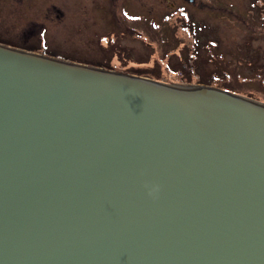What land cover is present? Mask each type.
<instances>
[{"label":"water","instance_id":"water-1","mask_svg":"<svg viewBox=\"0 0 264 264\" xmlns=\"http://www.w3.org/2000/svg\"><path fill=\"white\" fill-rule=\"evenodd\" d=\"M0 264H264V103L0 42Z\"/></svg>","mask_w":264,"mask_h":264},{"label":"rangeland","instance_id":"rangeland-1","mask_svg":"<svg viewBox=\"0 0 264 264\" xmlns=\"http://www.w3.org/2000/svg\"><path fill=\"white\" fill-rule=\"evenodd\" d=\"M30 1L15 6L0 0V42L26 43L39 48L34 52L122 73L158 75L164 82L220 86L264 103V0ZM183 9L208 26L197 33L213 52L191 51L194 42L184 28L173 32L162 18L168 10ZM180 21L186 27L191 19ZM151 22L158 27L150 28ZM200 37L193 36L197 43ZM170 43L183 47L180 57L176 48H168ZM202 56L215 59L196 62ZM199 67L206 69L203 77L209 82H197Z\"/></svg>","mask_w":264,"mask_h":264},{"label":"flooded vegetation","instance_id":"flooded-vegetation-1","mask_svg":"<svg viewBox=\"0 0 264 264\" xmlns=\"http://www.w3.org/2000/svg\"><path fill=\"white\" fill-rule=\"evenodd\" d=\"M25 0H9V4H12V5H18V4H21V3H23ZM34 0H31L30 2H33ZM29 2V3H30ZM192 13H190V11H187V10H185V9H183V10H174V11H166V12H164L163 14H162V18H164V20L165 21H167V22H169V23H171V27L173 28V32H174V30H176V28H184L185 26H183L182 25V23L183 22H181L180 20H182V17H185L187 20H188V18L189 19H191V21L189 22V24H187L186 25V28L187 27H190L191 26V28L192 27H197V26H199V28L200 29H202L201 28V26L203 25V26H205V27H208L207 25H204L203 23H199V22H195L194 20H193V17H192V15H191ZM171 18H173V20L171 21ZM152 26H155L156 27V24L155 23H150ZM157 27H158V24H157ZM185 29V28H184ZM123 34V33H122ZM198 36L200 37V35H199V33H198ZM201 38V37H200ZM98 41H99V43H101V41L98 39ZM206 43H209V41L207 40L206 41ZM206 43H202V38H201V41L199 42V43H197V42H194L192 45H191V48L193 49V47H194V50L196 51L197 49H201L203 52L204 51H207L205 54H207L208 52H213V49L212 48H210L209 46H207V44ZM25 44L26 43H24V44H21V45H23V46H25ZM179 44H182V46H185L186 45V43L185 44H183V43H178L177 45H179ZM26 47V46H25ZM176 48L177 49V51H178V54H179V57H180V51H181V48H183V47H177V46H175V44L174 43H170L169 44V46H168V48ZM168 54V53H167ZM52 56H55V55H52ZM197 57V56H196ZM198 59H199V55H198ZM214 57H213V59H212V57H204V56H202V59H200L201 61H204V60H207V61H210V62H213L214 61ZM196 62H200V61H196ZM181 72V71H180ZM181 74V73H180ZM178 75V74H177ZM179 77V76H178Z\"/></svg>","mask_w":264,"mask_h":264},{"label":"trees","instance_id":"trees-1","mask_svg":"<svg viewBox=\"0 0 264 264\" xmlns=\"http://www.w3.org/2000/svg\"><path fill=\"white\" fill-rule=\"evenodd\" d=\"M151 25V24H150ZM149 25V26H150ZM156 27H157V25H156ZM155 26H150V28H152V29H154V28H156ZM185 29V32L187 33V36L188 37H190V39L193 41V42H195L196 40L193 38V36L194 35H197L198 36V31L200 30V28L199 27H192L191 28V26L190 27H184ZM151 33H156V32H151ZM151 33H148V35H151ZM147 34V33H146ZM167 42V41H166ZM168 43V42H167ZM167 43H164V44H167ZM182 43V42H181ZM207 44V46H208V43H206ZM9 45H13V44H9ZM15 46H17V45H15ZM163 46V45H162ZM19 47H22V48H24V49H27V50H31V51H35V50H38L39 48H33V47H25V46H19ZM191 48V47H190ZM160 49H162L161 47H160ZM181 50H183V48H181ZM161 51H163V50H161ZM191 51H195V50H193L192 48H191ZM44 54H48V55H51L50 53H48V52H46V51H44L43 52ZM163 53H165V52H163ZM180 53H182V51H180ZM167 54V53H166ZM53 55V54H52ZM189 55V54H188ZM58 57V56H57ZM189 61V60H188ZM200 62H202V63H200V64H205L204 63V61H200ZM182 63H184V62H182ZM181 63V64H182ZM188 63V62H187ZM95 65H98V64H95ZM183 65V64H182ZM186 65V64H185ZM187 66H189V65H187ZM191 67H193V70H195L198 66L197 65H195V66H192V65H190ZM189 66V67H190ZM200 69H201V73L198 75L199 77H198V79H196L197 80V82H209L210 80H209V78L208 79H205V77H203L206 73H207V71H206V69L205 68H201V67H199ZM172 72H175V70H173ZM154 79L155 80H159V81H161L160 80V78L158 77V75H156L155 77H154ZM186 79V78H185ZM190 81H192L191 79H188V82H190ZM164 82V81H163ZM218 88H221L220 86H218ZM221 89H223V88H221ZM225 90V89H224ZM227 91H229V90H227ZM230 92H232V91H230ZM238 94V93H237Z\"/></svg>","mask_w":264,"mask_h":264},{"label":"clouds","instance_id":"clouds-1","mask_svg":"<svg viewBox=\"0 0 264 264\" xmlns=\"http://www.w3.org/2000/svg\"><path fill=\"white\" fill-rule=\"evenodd\" d=\"M153 190H155V189H153Z\"/></svg>","mask_w":264,"mask_h":264}]
</instances>
